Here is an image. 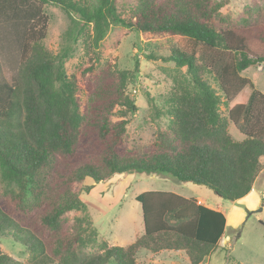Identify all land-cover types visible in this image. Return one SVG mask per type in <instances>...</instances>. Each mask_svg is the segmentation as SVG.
Returning <instances> with one entry per match:
<instances>
[{
    "label": "trees",
    "instance_id": "16d2710c",
    "mask_svg": "<svg viewBox=\"0 0 264 264\" xmlns=\"http://www.w3.org/2000/svg\"><path fill=\"white\" fill-rule=\"evenodd\" d=\"M46 4L71 18L75 43L91 24L95 46L116 25L189 38L221 62L223 95L204 78L195 53L173 49L166 61L185 67L189 79L175 86L167 110L153 109L157 119L169 117L168 127L144 152L128 146L138 111L128 87L136 82L138 62L134 71L106 63L69 75L73 47L55 54L44 44ZM122 7L119 0H0V235L21 243L29 256L24 263L0 250V264H138L142 250L182 251L190 264H201L223 237V212L195 198L146 191L136 198L144 233L127 246L111 245L90 219L71 215L86 207L79 185L134 172L167 174L234 203L252 191L264 169V94L256 92L248 103L238 99L246 87L254 88L241 73L264 67V53L253 44H264V17L248 13L231 21L224 4L213 0H134L127 17ZM230 22L242 30L215 25ZM7 48L15 72L4 65ZM224 98L228 115L221 111ZM242 117L249 122L245 138L236 141L229 126Z\"/></svg>",
    "mask_w": 264,
    "mask_h": 264
},
{
    "label": "rangeland",
    "instance_id": "374dc122",
    "mask_svg": "<svg viewBox=\"0 0 264 264\" xmlns=\"http://www.w3.org/2000/svg\"><path fill=\"white\" fill-rule=\"evenodd\" d=\"M96 4L97 0H88ZM223 3L222 12L236 21L248 13L264 17V0H213ZM122 4L124 17L129 15L134 0H119ZM48 16V34L44 44L48 50L57 54L63 47L72 46L71 57L66 62L69 75L79 76L80 71L91 64L97 70L111 63L120 70L134 71L138 62V76L136 82L128 87L129 94L135 99L138 111L131 117L128 127L126 143L141 152L146 151L154 141L158 131L168 127L167 115L157 119L154 107L162 111L167 110V101L177 84H187L188 73L185 67L180 68L172 61H166L172 50L179 48L186 52H193L200 65H205L204 78L223 95L218 75L221 62L215 52H205L203 47L194 43L187 37L178 35H143L133 29L121 25L112 26L106 38L99 46L94 45L93 25L85 27L83 35L71 34L73 26L71 18L59 6L46 4L43 7ZM123 14V12H122ZM220 27H239L234 22L229 25L215 23ZM246 32V31H245ZM256 50L264 53V44L260 41L253 43ZM8 58L4 64L13 72L16 62L11 52L6 50ZM242 77L250 80L254 88L246 87L238 99H245L247 103L256 92L264 94V67L255 65L241 73ZM221 105V111L228 115L226 99ZM249 119L242 117L238 124L230 122L229 131L236 141L245 138L244 130ZM257 185L253 187L251 196L244 201L232 203L217 196L212 190L190 182H180L171 175H149L145 173H130L117 175L110 181L95 184L91 179H86L79 185L81 198L86 205L81 211L73 212L72 216L84 217L93 222L99 236L111 245L126 246L132 242L137 232L143 225L141 204L137 196L146 191L174 192L187 198H205L208 205H224L225 214H229L230 225L224 233L220 245L202 264H264V173L260 175ZM93 186L90 193L86 187ZM4 187L0 169V189ZM234 208V210L232 209ZM261 209V211H260ZM230 212L233 214L230 215ZM0 250L26 263L28 254L21 243L12 238L0 235ZM168 252V251H167ZM139 264H148L143 253L139 256ZM188 264L184 254L177 256L165 254L156 258L153 264Z\"/></svg>",
    "mask_w": 264,
    "mask_h": 264
},
{
    "label": "crops",
    "instance_id": "0c3cea01",
    "mask_svg": "<svg viewBox=\"0 0 264 264\" xmlns=\"http://www.w3.org/2000/svg\"><path fill=\"white\" fill-rule=\"evenodd\" d=\"M262 173H264V169L261 171V173L259 174V176L257 177V179H256V181H255V187H259L260 185H257V183H258V180H259V178H260V175L262 174ZM254 187V186H253ZM261 187V186H260ZM160 191V190H159ZM174 193V192H173ZM251 192L246 196V197H244V198H242V199H240L239 201H237V202H234V203H238V202H240V201H244V200H247L250 196H251ZM179 195V194H178ZM184 197V196H183ZM187 198V197H186ZM196 199V198H195ZM198 201H199V203H201L202 205H205V206H207V207H209V208H212V209H215V210H217V211H221V212H223L224 214H225V211H224V205H222V204H217L216 206H211V205H208V202H207V200L205 199V198H201V199H197ZM233 210H234V208H232ZM231 214H233V212H230V215ZM225 216H226V219H227V223H226V228H225V231H226V229L229 227V225H230V220H229V214H225ZM144 233V223H143V225H142V227H141V230L139 231V232H137L136 233V235H135V238H133V240H132V242H130V243H128L127 245H129V244H131V243H133L139 236H141L142 234ZM225 233V232H224ZM223 237H224V234H223ZM223 237L221 238V240L218 242V245L217 246H219L220 245V243H221V241L223 240ZM126 245V246H127ZM141 253H143L144 254V256H145V259L148 261L147 263L148 264H153V263H155L156 262V258H160V257H162L163 255H165V254H168V255H174V256H177V255H180V254H184L186 257H187V255H186V253L185 252H167V251H163V252H161L160 254H158V255H154V254H152L151 252H149V251H147V250H142L139 254H138V257H137V263L139 264V256H140V254ZM188 258V257H187ZM208 258V257H207ZM207 258L205 259V260H207ZM204 263V262H203ZM172 264H178L177 262H173ZM188 264H190V262H189V260H188ZM202 264V263H201Z\"/></svg>",
    "mask_w": 264,
    "mask_h": 264
},
{
    "label": "water",
    "instance_id": "95a60500",
    "mask_svg": "<svg viewBox=\"0 0 264 264\" xmlns=\"http://www.w3.org/2000/svg\"><path fill=\"white\" fill-rule=\"evenodd\" d=\"M260 211H261V209H260Z\"/></svg>",
    "mask_w": 264,
    "mask_h": 264
}]
</instances>
